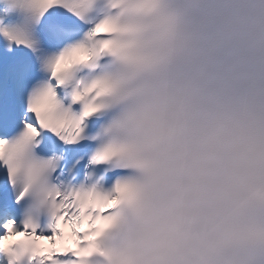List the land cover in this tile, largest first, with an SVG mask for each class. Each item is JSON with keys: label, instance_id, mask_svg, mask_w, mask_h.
I'll return each instance as SVG.
<instances>
[{"label": "snow or ice", "instance_id": "6c2138e0", "mask_svg": "<svg viewBox=\"0 0 264 264\" xmlns=\"http://www.w3.org/2000/svg\"><path fill=\"white\" fill-rule=\"evenodd\" d=\"M0 264H264V0H0Z\"/></svg>", "mask_w": 264, "mask_h": 264}]
</instances>
